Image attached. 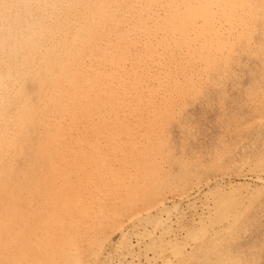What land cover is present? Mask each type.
<instances>
[{
	"label": "bare ground",
	"instance_id": "obj_1",
	"mask_svg": "<svg viewBox=\"0 0 264 264\" xmlns=\"http://www.w3.org/2000/svg\"><path fill=\"white\" fill-rule=\"evenodd\" d=\"M252 60L264 76V0H0V264H251L231 185L193 233L157 195L166 125Z\"/></svg>",
	"mask_w": 264,
	"mask_h": 264
},
{
	"label": "rangeland",
	"instance_id": "obj_2",
	"mask_svg": "<svg viewBox=\"0 0 264 264\" xmlns=\"http://www.w3.org/2000/svg\"><path fill=\"white\" fill-rule=\"evenodd\" d=\"M262 66V62L258 60L244 62L241 68L236 69V73L229 77L225 76L224 83L218 84L217 88L213 85L215 83H207L200 92L187 101L186 109L176 114L178 117L175 121L170 122L168 128L166 125L168 132L163 136L165 149L162 150V153L166 152L163 155L168 154L165 165L168 168L163 173L165 179L163 185L166 187L162 185L157 195V197H169L166 201L167 210L174 214L179 213L181 221L179 231L189 230L193 233L196 230L193 218L197 206L212 194L209 191L216 190L215 195L220 192L214 187L219 186L217 188L221 190L231 185L233 191L229 194L236 196L232 195L233 198L225 199L226 205L231 202V205L237 202L243 205L246 202L249 207L247 229L240 230L238 239L234 243V251H239L244 258H251V264H264V185L256 179L258 173H261L260 169L264 168V105L260 104L259 100L262 97L264 101ZM249 88H253L252 94L257 90V95L248 94ZM252 97L259 102L252 101ZM215 177L220 178L217 185L212 183L210 188L205 184V181L209 182ZM185 184L187 186H184ZM175 194H182L183 198L173 197ZM124 213L119 210V216ZM203 219L207 224L211 217ZM212 221L217 222L224 232L229 231V224L222 222L219 217H213ZM120 238L119 234L113 236L114 241L119 243L123 241ZM179 242H169L165 245L168 250L175 251L182 247ZM100 244L99 241L94 245L96 247ZM94 245H91L92 249ZM223 245L224 243L221 246ZM91 247L86 248L84 254L91 253ZM249 247L253 249L251 253L245 252ZM21 261L26 262V259L23 257ZM51 264H62V262L53 260Z\"/></svg>",
	"mask_w": 264,
	"mask_h": 264
}]
</instances>
